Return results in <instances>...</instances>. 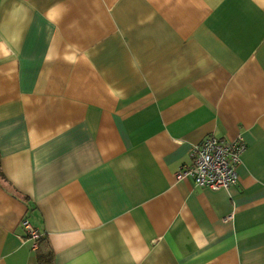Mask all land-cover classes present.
Segmentation results:
<instances>
[{
	"label": "crops",
	"instance_id": "obj_1",
	"mask_svg": "<svg viewBox=\"0 0 264 264\" xmlns=\"http://www.w3.org/2000/svg\"><path fill=\"white\" fill-rule=\"evenodd\" d=\"M0 171V264H264V0H0Z\"/></svg>",
	"mask_w": 264,
	"mask_h": 264
},
{
	"label": "built area",
	"instance_id": "obj_2",
	"mask_svg": "<svg viewBox=\"0 0 264 264\" xmlns=\"http://www.w3.org/2000/svg\"><path fill=\"white\" fill-rule=\"evenodd\" d=\"M245 148V140L240 135L229 140L207 137L192 145L190 164L181 165L175 177H190L195 185L212 190L228 189L239 181L237 170ZM22 224L36 249L39 234L27 220Z\"/></svg>",
	"mask_w": 264,
	"mask_h": 264
},
{
	"label": "trees",
	"instance_id": "obj_3",
	"mask_svg": "<svg viewBox=\"0 0 264 264\" xmlns=\"http://www.w3.org/2000/svg\"><path fill=\"white\" fill-rule=\"evenodd\" d=\"M36 252L38 264H52L53 252L46 239L39 238L37 240Z\"/></svg>",
	"mask_w": 264,
	"mask_h": 264
}]
</instances>
